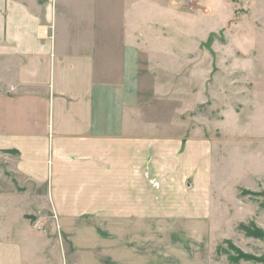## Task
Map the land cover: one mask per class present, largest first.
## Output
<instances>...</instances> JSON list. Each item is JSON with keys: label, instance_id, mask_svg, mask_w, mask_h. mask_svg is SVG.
Listing matches in <instances>:
<instances>
[{"label": "crops", "instance_id": "0c3cea01", "mask_svg": "<svg viewBox=\"0 0 264 264\" xmlns=\"http://www.w3.org/2000/svg\"><path fill=\"white\" fill-rule=\"evenodd\" d=\"M181 2L0 0V264H62L58 232L63 264H190L174 221L205 218L204 142L130 112L187 60Z\"/></svg>", "mask_w": 264, "mask_h": 264}, {"label": "rangeland", "instance_id": "374dc122", "mask_svg": "<svg viewBox=\"0 0 264 264\" xmlns=\"http://www.w3.org/2000/svg\"><path fill=\"white\" fill-rule=\"evenodd\" d=\"M180 5L187 6L189 18L165 35L173 39L172 48L183 43L187 60L172 75L142 74L139 101L130 112L150 127L144 134L204 142L205 218L188 226L174 221L183 222L180 237L193 247L187 263L264 264V0ZM173 227L176 243L179 227ZM55 239L63 264L62 235Z\"/></svg>", "mask_w": 264, "mask_h": 264}, {"label": "built area", "instance_id": "2783aa9c", "mask_svg": "<svg viewBox=\"0 0 264 264\" xmlns=\"http://www.w3.org/2000/svg\"><path fill=\"white\" fill-rule=\"evenodd\" d=\"M187 1H194V0H187ZM54 25L50 24L42 28V34L44 37H52Z\"/></svg>", "mask_w": 264, "mask_h": 264}, {"label": "bare ground", "instance_id": "6f19581e", "mask_svg": "<svg viewBox=\"0 0 264 264\" xmlns=\"http://www.w3.org/2000/svg\"><path fill=\"white\" fill-rule=\"evenodd\" d=\"M41 34H42V31H41ZM43 35V34H42Z\"/></svg>", "mask_w": 264, "mask_h": 264}, {"label": "trees", "instance_id": "16d2710c", "mask_svg": "<svg viewBox=\"0 0 264 264\" xmlns=\"http://www.w3.org/2000/svg\"><path fill=\"white\" fill-rule=\"evenodd\" d=\"M252 234H254V233H252Z\"/></svg>", "mask_w": 264, "mask_h": 264}]
</instances>
